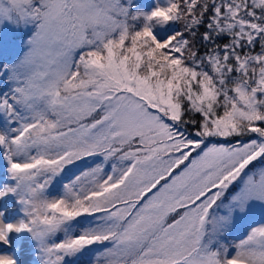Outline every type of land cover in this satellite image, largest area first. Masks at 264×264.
Returning <instances> with one entry per match:
<instances>
[{"label": "snow or ice", "instance_id": "6c2138e0", "mask_svg": "<svg viewBox=\"0 0 264 264\" xmlns=\"http://www.w3.org/2000/svg\"><path fill=\"white\" fill-rule=\"evenodd\" d=\"M5 22L32 32L0 61V264H264V222L225 240L264 204V0H0Z\"/></svg>", "mask_w": 264, "mask_h": 264}, {"label": "rangeland", "instance_id": "374dc122", "mask_svg": "<svg viewBox=\"0 0 264 264\" xmlns=\"http://www.w3.org/2000/svg\"><path fill=\"white\" fill-rule=\"evenodd\" d=\"M134 2L140 7H147L150 0H134ZM32 28L21 27L17 28L15 25L5 22L0 25V36H2V50H0V61H14L19 56L23 55L26 51V41L30 37ZM5 82H0V91H6ZM102 157H88L84 163H78L77 166L72 168L71 176L73 173L78 175L81 170H84L87 167H94L96 164L100 163ZM259 167V165L257 166ZM106 170L110 171L107 168ZM7 179L6 177V162L0 160V182H3ZM67 183V180L64 181ZM59 188V185L56 188H53V193L56 192V189ZM238 188V186H237ZM237 188L231 189L225 196V203H227L228 197H230ZM253 210L248 216L241 217L238 216L233 229L226 235L225 240L229 244L239 243L241 239L246 237L248 231V226L253 224L257 226L259 223L264 222V204H261L258 201L253 202ZM219 211H223L220 209ZM103 251V246L95 245L92 246L91 250L86 252L83 256L79 257L78 260H75L73 264H94V257ZM29 264H34V260L30 261Z\"/></svg>", "mask_w": 264, "mask_h": 264}, {"label": "trees", "instance_id": "16d2710c", "mask_svg": "<svg viewBox=\"0 0 264 264\" xmlns=\"http://www.w3.org/2000/svg\"><path fill=\"white\" fill-rule=\"evenodd\" d=\"M214 142V141H213Z\"/></svg>", "mask_w": 264, "mask_h": 264}]
</instances>
